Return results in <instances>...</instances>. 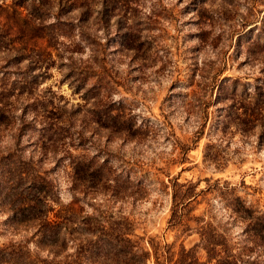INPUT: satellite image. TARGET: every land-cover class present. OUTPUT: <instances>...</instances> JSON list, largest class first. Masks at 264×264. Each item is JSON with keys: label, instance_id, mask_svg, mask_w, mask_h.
Masks as SVG:
<instances>
[{"label": "rangeland", "instance_id": "374dc122", "mask_svg": "<svg viewBox=\"0 0 264 264\" xmlns=\"http://www.w3.org/2000/svg\"><path fill=\"white\" fill-rule=\"evenodd\" d=\"M44 1L52 7L42 10L37 27L21 24L26 10L15 9L19 18H14V28L19 31L12 35L9 55L8 42L0 41V81L7 77L14 84L6 105H0L24 118L34 110H66L61 115L72 119L83 138L71 152L90 157L102 148L111 176L131 181L118 194L90 193V198L73 202L63 164L53 165L47 158L39 166L58 203L70 202L77 220L95 219L107 233L110 224L124 227L130 222L129 236H141L142 244L151 236L185 246L198 240L194 231L175 236V228L167 227L172 177L197 181V191L216 178L218 186L226 180L245 202L264 213V41L260 37L252 49L246 48L257 31L247 28L264 27V0H112L116 7L107 10V24L101 25L92 20L101 0H92L90 18L80 25L72 21L71 26L66 21L77 9L64 12L61 1ZM128 25L132 40L123 43L117 32ZM93 43L101 49L107 69V110L119 105L108 98H121L137 122L148 123L138 141L123 140L109 127L107 136L104 129H92L93 112L102 104L82 98L81 92L93 78L85 77L74 91L68 83L71 77H64L71 68L78 76L87 75ZM37 126L26 128L18 140L22 156L36 155L29 140L36 137ZM1 136L0 144L11 143L8 131L2 130ZM95 156L100 160L104 153ZM139 177L142 183L136 185L133 179ZM214 187L196 196L190 214L218 221L228 237L238 241L244 236L242 222L232 219ZM3 215L0 212V219ZM76 226L86 234L80 228L83 222ZM15 238L0 227V243ZM76 249L68 241L62 255ZM197 254L204 257L202 249Z\"/></svg>", "mask_w": 264, "mask_h": 264}, {"label": "trees", "instance_id": "16d2710c", "mask_svg": "<svg viewBox=\"0 0 264 264\" xmlns=\"http://www.w3.org/2000/svg\"><path fill=\"white\" fill-rule=\"evenodd\" d=\"M60 1L64 12L74 8L78 10L72 18L67 19L66 26H71L72 21L80 25L90 18L92 0ZM50 4L51 2L44 0H10L6 4L0 2V41H7L9 44L5 49L6 55L13 49L10 42L14 31H19V28H14V18H19V11L15 13V9L21 7L26 10L20 15L21 24L28 22L37 27L41 24L42 10L52 7ZM6 7L10 10L4 13ZM114 7L115 1L101 0L92 17L93 23L107 24V10H113ZM14 14H17L16 17ZM128 27L130 25L117 32L122 36L123 43L132 40ZM256 28L254 39L246 42L247 49H252L260 37L264 41V27L254 24L247 29ZM79 32H83L82 27H79ZM93 44L94 48L90 52L92 61L87 66V75L78 76L71 68L64 73V77H71L68 83L74 91L82 87L85 77L93 78L91 86L81 92L82 98L93 97L95 105L102 104L101 109L93 112L92 129H104L107 136L109 127L111 131H117L123 140L133 138L138 141L146 133L148 123L143 120L137 122L134 114L128 108L124 109L121 98H108L112 104L117 102L119 105L114 110H107V95L111 93V89L107 88V69L103 56H99L101 49L97 48L96 43ZM7 81V77L0 81V104L3 106L14 87V84ZM2 105L0 139L2 130H6L11 143L0 144V212L4 213L0 219V227L2 231L16 234L17 238L0 243V264H80L84 260L96 264H264V213L245 202L226 180L222 181V186H218L216 178L211 184L207 183V189L214 185L232 219L242 222L241 231L244 236L235 242L228 237L223 224L214 222L211 218L205 219L203 215L190 214L193 204L197 202L196 196L210 189L197 191V181H179L176 177L168 180L171 203L167 227L175 228V236L196 232L198 240L190 246H185L182 242L175 244V239L160 241L155 236L148 237L146 244H142L141 236H129L133 235L130 222L124 227L110 224L107 233V227L98 224L95 219L77 220L76 209L70 202L60 204L53 198L47 173L39 166L41 161L50 158L53 165L63 164L67 188L73 202L78 198H90V193L108 191L118 194L131 181L128 178L120 181L116 175L111 176L110 167L107 166V152L102 148L97 150L104 153L100 160L95 156L98 152L90 157L84 153L71 152L77 144L82 143L83 138L81 132L74 129L72 119L61 115L66 110H34L29 118H24L23 114L15 117L12 110H4ZM36 124V137L29 140L36 155L30 152L28 156H22L18 140L26 128L30 127L32 130ZM133 180L136 185L142 183L141 177ZM54 204H57L56 207ZM82 222L84 226L80 228L86 234L77 229L76 224ZM68 241L75 243L77 249L62 255L63 247ZM30 242L32 247L29 246ZM198 248L204 252L202 259L197 254Z\"/></svg>", "mask_w": 264, "mask_h": 264}]
</instances>
